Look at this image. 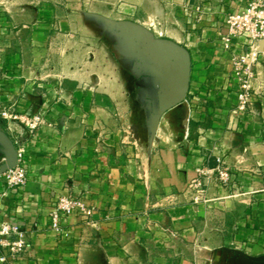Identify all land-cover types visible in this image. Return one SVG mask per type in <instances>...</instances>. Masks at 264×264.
I'll return each instance as SVG.
<instances>
[{
	"label": "crops",
	"instance_id": "crops-1",
	"mask_svg": "<svg viewBox=\"0 0 264 264\" xmlns=\"http://www.w3.org/2000/svg\"><path fill=\"white\" fill-rule=\"evenodd\" d=\"M17 2L0 0V103L46 121L31 135L14 126L24 187L0 176V221L28 230L17 264H264V55L253 108L236 113L231 58L246 40H221L247 0H57L48 13ZM101 50L117 77L68 60ZM14 150L0 119V173ZM216 157L232 183L209 178L208 201L193 203L195 168ZM62 194L94 209L64 218L67 236L49 223Z\"/></svg>",
	"mask_w": 264,
	"mask_h": 264
},
{
	"label": "built area",
	"instance_id": "built-area-1",
	"mask_svg": "<svg viewBox=\"0 0 264 264\" xmlns=\"http://www.w3.org/2000/svg\"><path fill=\"white\" fill-rule=\"evenodd\" d=\"M225 33L221 36L225 47L230 49L232 40H246L242 49L231 58V78L237 86L234 110L243 114L250 112L256 97V66L264 55V0H247L240 12L228 13L224 22ZM0 119L11 134L15 147L16 162L0 173L5 189L19 190L26 183L25 138L15 132L21 127L27 135H31L46 123L42 111L19 112L15 104L0 103ZM212 167L195 168V177L187 185L193 203H206L207 181L213 178L218 186L228 188L232 183V173L221 157L215 158ZM94 209L82 198L70 194H62L56 199L49 212L50 227L67 236L61 223L64 218L76 215L89 219ZM29 248L28 230L18 224L0 221V264H17Z\"/></svg>",
	"mask_w": 264,
	"mask_h": 264
},
{
	"label": "rangeland",
	"instance_id": "rangeland-1",
	"mask_svg": "<svg viewBox=\"0 0 264 264\" xmlns=\"http://www.w3.org/2000/svg\"><path fill=\"white\" fill-rule=\"evenodd\" d=\"M17 4L15 5L17 8L22 7V5H27V8L30 12L33 11H40V12H50L51 9H55V1L57 0H17ZM7 5L6 4H0V18H2L0 21H4L5 13H7ZM56 8L55 10H57ZM4 27V26H2ZM102 45V43H100ZM100 47V46H98ZM106 47V44H105ZM62 57H60V62ZM71 64L73 65H86L87 62H89V65H91V70L95 74L103 75L109 77V76H118L119 68H118V59L115 57V54L113 52L108 51H98L95 52L94 58L87 61L86 55H76L72 54L70 55L68 59ZM113 81V80H111ZM110 87H116L115 84H109ZM43 112V111H42ZM45 115V114H44Z\"/></svg>",
	"mask_w": 264,
	"mask_h": 264
},
{
	"label": "water",
	"instance_id": "water-1",
	"mask_svg": "<svg viewBox=\"0 0 264 264\" xmlns=\"http://www.w3.org/2000/svg\"><path fill=\"white\" fill-rule=\"evenodd\" d=\"M16 162V153L15 150L13 151V162H11L10 164H8L7 166H5L4 170L8 167H12Z\"/></svg>",
	"mask_w": 264,
	"mask_h": 264
}]
</instances>
